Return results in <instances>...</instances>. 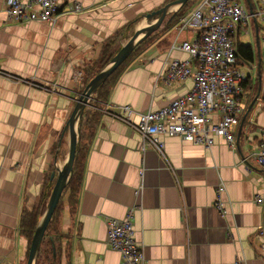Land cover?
<instances>
[{"label": "crops", "instance_id": "1", "mask_svg": "<svg viewBox=\"0 0 264 264\" xmlns=\"http://www.w3.org/2000/svg\"><path fill=\"white\" fill-rule=\"evenodd\" d=\"M170 1L61 0L62 7L80 2L83 8L60 11L53 22H14L0 11V264H26L21 211L34 206L55 165L65 162L68 140L59 146V137L85 67L98 59L111 36L119 31L122 43L144 24L143 13ZM236 1L248 14L236 40L251 43L255 52L254 61L243 65L250 68V90L246 84L241 117L257 96L239 137L238 127L235 132L237 150L222 138L206 148L168 136L164 155L154 148L142 153L133 127L104 112L82 156L78 205L63 212L70 253L62 264H119L120 253L106 242V220L129 210L146 264H233L238 256L247 264H264L259 244L264 242V202H256L258 193L264 195V169L248 154L264 129V22L257 14L261 0ZM171 13L147 36L104 106L129 103L136 110L155 109L193 87L192 79L171 85L156 80L168 53L188 57L172 45L194 37L193 28L181 30L180 18L172 21ZM220 181L231 203L225 217L213 204Z\"/></svg>", "mask_w": 264, "mask_h": 264}, {"label": "built area", "instance_id": "2", "mask_svg": "<svg viewBox=\"0 0 264 264\" xmlns=\"http://www.w3.org/2000/svg\"><path fill=\"white\" fill-rule=\"evenodd\" d=\"M61 4V0H5L0 11L14 22H53L60 11L83 8L80 2L69 7ZM257 14L264 22V0ZM247 18L246 10L236 0H199L179 19V28H193L194 37L172 45L188 57L180 59L168 53L156 75V80L165 85L192 79L193 87L155 109L136 110L131 104L122 103L108 104L104 112L133 127L139 134L142 153L154 148L164 155L168 136H179L206 148L216 143V138H222L237 150L235 132L246 100L242 83L249 77L250 68L236 64L234 42L239 24ZM134 114L139 120L133 121ZM248 154L264 169V129H260V139L248 149ZM241 160L247 163L246 156ZM140 174L142 177L143 168ZM226 191L225 183L220 181L213 204L223 217L228 215L231 205L230 199L224 197ZM256 202L263 203L264 195L258 193ZM132 218L131 210L121 218L107 217L106 242L120 253L119 264H146L144 247L135 237ZM259 244L264 252V242ZM233 264H247V260L238 256Z\"/></svg>", "mask_w": 264, "mask_h": 264}, {"label": "trees", "instance_id": "3", "mask_svg": "<svg viewBox=\"0 0 264 264\" xmlns=\"http://www.w3.org/2000/svg\"><path fill=\"white\" fill-rule=\"evenodd\" d=\"M196 2L198 1L188 0L176 12L171 13V20L173 21L176 18H180L189 11ZM119 33L120 32L118 31L103 43L97 60L87 64L84 70L82 85L78 90L79 93L83 90L85 84L108 63L110 58L120 48L121 43L118 42L120 37ZM147 38L148 37L140 41L130 55L96 89L89 105H87L83 111L80 120V135L76 147L72 173L46 228L35 264H62L66 255L70 253V245L68 244V241L64 239L66 237V232L63 230V212L66 207L75 208L78 205L84 171L82 156L88 149L87 145L91 143L94 138L95 131L100 123L102 115L104 114L105 102L109 98L112 87L115 85L122 71L129 65L130 61H132V59L143 50ZM114 41H116L117 49L111 52L110 45H113ZM234 46L237 65L243 66L254 61L255 52L251 43L237 39L234 42ZM247 82L248 78L242 83L244 87ZM54 180L55 179L48 178L44 181L42 190L34 206L30 209L24 208L21 211L19 230L27 238V256L34 230L45 209L47 198L52 189Z\"/></svg>", "mask_w": 264, "mask_h": 264}, {"label": "water", "instance_id": "4", "mask_svg": "<svg viewBox=\"0 0 264 264\" xmlns=\"http://www.w3.org/2000/svg\"><path fill=\"white\" fill-rule=\"evenodd\" d=\"M188 0H171L164 6H161L152 11L143 13L141 19H146L145 24L136 27L133 33L122 41L120 48L110 58L107 64L101 68L84 86L83 90L79 93L76 98V103L71 111L69 118L67 119L59 137V146L62 140L66 137L68 140V153L65 162L60 166L55 165L53 171L50 174V179H55L52 189L48 195L45 209L39 218V221L34 230L28 257L26 264H35L36 257L38 255L42 239L45 235L46 228L52 217V214L59 202L64 188L66 187L73 169V163L76 154V147L79 141L80 135V120L83 111L96 91V89L106 80V78L130 55L136 45L156 30L163 18L169 12H176L183 4ZM249 12H253L250 7ZM257 76L260 78V68L257 71ZM257 96H255L249 103L247 110L243 113L238 126V137L243 128L246 117L251 112L254 102Z\"/></svg>", "mask_w": 264, "mask_h": 264}, {"label": "rangeland", "instance_id": "5", "mask_svg": "<svg viewBox=\"0 0 264 264\" xmlns=\"http://www.w3.org/2000/svg\"><path fill=\"white\" fill-rule=\"evenodd\" d=\"M197 1H199V0H197ZM115 49H117V44H114V45L110 48V51L113 52V51H115ZM254 81H255V78H254V76L252 75L251 78H250V80H249V82H250V83H253ZM247 85H248V84H247ZM247 85H246V86H247ZM246 86H245V87H246ZM247 89H248V91L250 90V85L247 86ZM66 194H67V193H66Z\"/></svg>", "mask_w": 264, "mask_h": 264}, {"label": "bare ground", "instance_id": "6", "mask_svg": "<svg viewBox=\"0 0 264 264\" xmlns=\"http://www.w3.org/2000/svg\"><path fill=\"white\" fill-rule=\"evenodd\" d=\"M145 22H146V21H144V24H145ZM65 160H66V158H65ZM58 164H59V163H58Z\"/></svg>", "mask_w": 264, "mask_h": 264}]
</instances>
